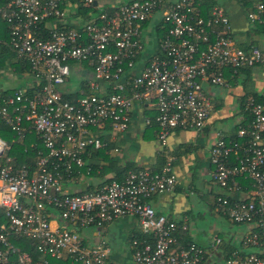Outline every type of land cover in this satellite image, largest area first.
<instances>
[{
	"label": "built area",
	"instance_id": "built-area-1",
	"mask_svg": "<svg viewBox=\"0 0 264 264\" xmlns=\"http://www.w3.org/2000/svg\"><path fill=\"white\" fill-rule=\"evenodd\" d=\"M0 13L9 34L0 43L32 71L25 86L0 92V125H8L13 141L30 138L25 151L35 152L32 162L18 163L0 135V264H114L106 241L89 242L80 230L126 216L142 234L130 240L135 264H264V104L252 97L237 137L219 136L210 149L212 181L228 192L217 207L244 225L229 251L218 237L208 246L185 241L188 223L150 204L176 186L170 158L158 170H129L122 181L93 190L64 187L82 174L87 153L127 130L138 108L154 111L164 147L174 129L206 126L214 103L205 84L225 85L226 71L264 72V47L239 45L224 7L203 17L189 0H7ZM246 17L264 25V2ZM83 65L91 77L72 89L74 68ZM240 179L251 194L231 197Z\"/></svg>",
	"mask_w": 264,
	"mask_h": 264
},
{
	"label": "crops",
	"instance_id": "crops-1",
	"mask_svg": "<svg viewBox=\"0 0 264 264\" xmlns=\"http://www.w3.org/2000/svg\"><path fill=\"white\" fill-rule=\"evenodd\" d=\"M248 4L245 7L247 11L255 3ZM222 6L230 19L232 35L239 45L246 46L255 41L259 46L264 47V33L251 32L253 25L247 20L244 11L241 10L245 19L249 22L247 25L236 12L230 14L228 8L225 5ZM150 48V46L147 48V54L151 52ZM1 59L6 60L5 62L8 64H18L16 70L21 74L22 85L29 79V74L20 71L19 59L14 54ZM228 72H225L226 84L223 85V88H228L230 85V89L225 88L228 91L217 89V86L221 85H204L205 90L212 97L214 108L203 130L174 129L168 138L167 145L163 147L156 138V129L147 127L144 121L143 114L151 118L154 111L138 108L132 114V121L126 131L117 132L113 137L107 136V140H109L108 148L99 149L98 153L97 151H91L88 161L91 164H97L98 169L91 173L82 172L80 176H77L75 180L68 184L69 189L71 188L72 192L93 190L104 183L106 179L112 178L114 174L110 171L104 174L102 172L107 164L106 157L116 159L120 165L132 161L139 169L157 168L170 158L177 176V183L173 191L158 193L150 198L149 202L154 210L174 220H185L187 223L193 215L203 211L214 215L221 214L217 207L216 198L219 195H227L228 192L212 181L210 149L219 136L227 139L234 137L237 126L246 120L244 105L247 99L251 97L250 95L253 93L264 94V72L261 68L253 67L248 72H239L238 75H243L244 78L242 92L234 86L235 84H232L233 81L237 80L236 77L230 76ZM90 77L89 66L78 67L70 77L69 87H71V83L77 87L82 81ZM75 87L71 88L75 89ZM13 88L4 87L0 89V92ZM232 93L235 95L234 97H232ZM228 96H231L229 101H227ZM233 101L237 102L236 110ZM116 142L121 143L123 149L127 146L128 150H131L132 144L137 142L139 149L137 151L131 150V154L119 155V147L116 146ZM116 147L118 152L113 149ZM161 154L165 156V160H163ZM239 185L240 187L232 192L230 196L234 198L250 196L252 187L249 181L240 179ZM236 226L238 227V225ZM238 232L239 229H237ZM139 233L136 218L130 216L114 220L101 228L88 227L80 231V234L89 242L93 243L100 239L105 240L110 248L109 259L114 264H135L131 258L130 240ZM224 242L229 245L237 243L232 238Z\"/></svg>",
	"mask_w": 264,
	"mask_h": 264
},
{
	"label": "trees",
	"instance_id": "trees-1",
	"mask_svg": "<svg viewBox=\"0 0 264 264\" xmlns=\"http://www.w3.org/2000/svg\"><path fill=\"white\" fill-rule=\"evenodd\" d=\"M190 2H192V5L196 7V9H198L199 11V14L202 15L203 17H208L210 15V11H211V8L214 6V5H218L216 0H189ZM264 0H239L240 4H241V7H242V11H244L245 13H247V10H246V5L248 3H257V2H261ZM7 2V0H0V7L5 4ZM249 5V4H248ZM93 11V9H92ZM88 12V9H85L83 10V16L86 18L87 16H85L84 13ZM253 27L251 29V32H257V33H264V25H260V24H252ZM157 31V36L160 38H162L164 36V32L161 31V30H156ZM8 37H9V34H8V29H7V26L6 24L3 22V19L1 17V13H0V40L2 41H6L8 40ZM4 43H0V65L2 66V63H3V57H9V55L11 54H14L10 49L9 47L7 46V44L4 46H2ZM252 45H258L255 41L254 42H251L249 43L248 45L246 46H242V47H248V46H252ZM11 53V54H10ZM19 59V64H20V71L21 72H26L27 74H29V78L30 76L32 75V71H31V67L29 65V63L24 60L23 58H18ZM75 70V68H74ZM250 70V67L248 68H242L240 69L236 74L232 75V73L229 71V75L230 76H234V78L239 74L240 71H243V72H248ZM85 81H82L81 84H84ZM25 86V85H24ZM21 88V87H19ZM15 89V88H13ZM13 89H9V90H5L6 93H12L14 90ZM17 89V88H16ZM30 92V91H28ZM67 98H72V97H75L77 96V93H72V94H66L65 95ZM254 100L255 102H258V103H262L264 104V94L263 95H259L257 93H253L252 95H250ZM248 100V99H247ZM245 116H246V120L244 122H242L241 124H245L246 121L249 119V115L247 114V112L245 113ZM239 124V125H241ZM238 125V126H239ZM146 126L148 127H154V129H156V138H157V125L155 123V113L153 112V116H151V123L150 124H146ZM237 126V128H238ZM237 131V129H236ZM11 134H12V131L11 129L8 127V125L6 124H1L0 125V135L3 136L5 139H7L9 142H11V154L13 155H16V158H17V162L18 163H25V162H32L33 161V158L35 156V152L34 150H32V148L29 147V150L25 151V148L27 146L30 145V138H26L22 141H13L11 139ZM237 136H236V133L234 135V137H232L233 139H235ZM158 140V139H157ZM159 142V141H158ZM95 152L97 151V153L99 152L98 150H94ZM101 152V151H100ZM91 154V153H90ZM90 154L87 153L85 156H84V160H85V165L81 168V171L82 172H86V168L87 167H90L91 170H90V173L93 171H96L98 169V165L97 164H91L89 161H88V158L90 157ZM161 156L164 158L163 160H165V156L161 154ZM107 159V164L104 166L102 172L103 174L106 173L107 171H110L111 173L114 174V176L112 178H108L105 180V182H110L112 180H117V181H122L124 176L126 175V173L129 171V170H137L139 169V167L135 166V163L132 162V161H128L127 163H125L124 165H120L118 164V161L112 157H106ZM165 162V161H164ZM163 162V163H164ZM162 166V165H160ZM157 167V168H152L153 170H158L160 169L161 167ZM78 175V174H76ZM104 182V183H105ZM135 237H142V234L139 233L137 235H135ZM183 239L185 241H192V237L191 235L189 234H184L183 235ZM231 245L229 244H226L224 243L223 244V249L224 251H229L231 250Z\"/></svg>",
	"mask_w": 264,
	"mask_h": 264
},
{
	"label": "rangeland",
	"instance_id": "rangeland-1",
	"mask_svg": "<svg viewBox=\"0 0 264 264\" xmlns=\"http://www.w3.org/2000/svg\"><path fill=\"white\" fill-rule=\"evenodd\" d=\"M216 2L219 5L221 4V6L225 5L228 8V12L230 14L231 12H234V13L236 12L239 18L243 20L245 25L249 23L245 19V16L243 12L241 11L242 7H241L239 0H216ZM5 61L6 60L3 61L2 66L0 65V89L4 87H9V88L23 87L24 85H26L25 83H28L30 81V78H29L22 85L21 74L18 70H16V68L18 67V64L16 63L8 64ZM235 79L237 80L233 81L232 84H235L234 86H236V88H239L240 92H242L241 88H243V84H244L243 75H238L236 76ZM71 87L73 88L75 87L73 83H71ZM217 87H218L217 89L224 90V91H228L227 89H230L229 88L230 85L228 86V88L225 87L227 89L223 88L224 86L222 85L217 86ZM234 96L235 95H233L232 93V97ZM230 99H231V96L230 97L228 96L227 101H229ZM232 103H233L234 109L236 110L237 102L233 101ZM132 145L133 146L130 148L131 150L137 151L139 149L138 148L139 144L137 142H134V144ZM116 146L119 147V152H120L119 155H123L126 153H129V154L132 153L131 150L127 149V146L124 147L123 149L121 143L118 144V142H116ZM64 187L67 188L69 191L71 190V188L69 189L68 184H65ZM188 226H189V234L193 238L192 240L202 246H208L213 242V240L216 237L223 239L224 241L229 240L230 238H232L234 241H237L239 238V234H238L239 232L237 233V229H239L240 231L241 227H243L244 225L237 227L235 224L231 223L226 217H224L221 214L214 215V214H210L209 212L203 211V212H200L199 214L193 215L188 221Z\"/></svg>",
	"mask_w": 264,
	"mask_h": 264
}]
</instances>
